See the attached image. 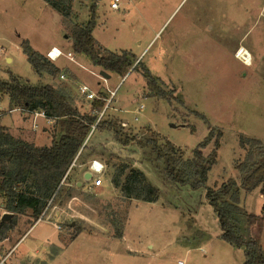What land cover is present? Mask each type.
Instances as JSON below:
<instances>
[{
	"label": "rangeland",
	"instance_id": "374dc122",
	"mask_svg": "<svg viewBox=\"0 0 264 264\" xmlns=\"http://www.w3.org/2000/svg\"><path fill=\"white\" fill-rule=\"evenodd\" d=\"M109 1L74 0L71 18L64 20L43 0H0V80L8 81L12 75L30 85L60 86L81 113L91 112L90 101L78 94L81 85L97 98L108 99L109 91H114L103 119L120 124L122 139L135 138L124 145L111 132L91 131L86 149L43 210L45 217L28 231L30 214L19 216L0 242V260L5 259L3 264H242L243 251L219 238L205 187L216 189L232 179L238 183L235 166L245 155L240 137L264 143V0H122L118 11L110 9ZM93 5L91 35L96 44L116 54L126 51L136 59L125 76L105 72L109 75L105 79L101 68L72 51V28L86 26ZM22 40L39 53L60 46L73 60L54 62L62 66L57 77L39 78L22 52ZM241 49L249 53L248 65L236 55ZM146 76L169 101L149 96ZM8 110V96L0 94V124L13 130L23 127L34 146H48L59 131L42 118L34 128L31 115L24 119L20 111ZM40 123L48 129L42 131ZM210 130L213 137L222 133L217 159L205 185L196 189L168 182L162 161L149 146H140L149 137L158 144L167 140L183 151L185 160ZM212 144L202 150L205 156ZM93 160L105 167L99 187L82 177ZM120 167L125 175L140 172L159 191L157 201L124 197L111 183ZM243 207L255 215L252 234L264 250V194L259 188L243 196ZM112 221L123 227L121 239L113 237Z\"/></svg>",
	"mask_w": 264,
	"mask_h": 264
},
{
	"label": "trees",
	"instance_id": "16d2710c",
	"mask_svg": "<svg viewBox=\"0 0 264 264\" xmlns=\"http://www.w3.org/2000/svg\"><path fill=\"white\" fill-rule=\"evenodd\" d=\"M64 20L72 15L74 0H43ZM94 8H90V17L86 26L74 25L71 31V48L75 54L84 55L94 67L104 72L125 76L136 59L122 51L119 54L99 47L91 35L94 27ZM23 54L39 77L43 75L57 77L59 68L45 55L35 51L27 40L20 42ZM149 96L165 98L167 94L150 77L146 76ZM0 94L7 95L9 110L19 109L23 113L43 112L59 129L52 134L48 146L37 147L21 139L14 138L8 129L0 125V198L5 212L12 214L9 221H0V242L17 224L19 216L30 214L31 226L38 220L48 202L57 194L60 183L75 158H79L87 145L84 142L91 131L111 132L118 142L127 145L135 138L122 139L120 124L112 119L98 120L105 105V98L90 101L91 112L81 113L73 97L62 88L49 84L30 85L27 81L10 76L8 81L0 80ZM105 113V112H104ZM93 128V130H92ZM218 132L213 137L208 135L197 144L192 157L183 159V151L165 140L158 144L149 137L140 142L141 147L149 146L156 158L164 165L165 179L178 185H190L196 189L203 187L207 174L216 163L219 140ZM213 141L210 153L205 156L202 150ZM239 147L245 152L244 158L235 166L239 174L238 183L228 180L218 188L205 187V198L217 219L219 238L243 251L242 264H264V250L251 236L250 227L255 215L247 213L243 207V196L257 188L264 194V143L247 137L239 138ZM125 168L116 169L111 177L115 188H120L122 195L137 201L153 203L159 197V191L145 182L140 172L131 170L125 175ZM124 180L122 181V178ZM245 223L244 229L241 228ZM113 237H123V227L112 221Z\"/></svg>",
	"mask_w": 264,
	"mask_h": 264
},
{
	"label": "built area",
	"instance_id": "2783aa9c",
	"mask_svg": "<svg viewBox=\"0 0 264 264\" xmlns=\"http://www.w3.org/2000/svg\"><path fill=\"white\" fill-rule=\"evenodd\" d=\"M121 1L122 0H110L109 1V7L110 9L112 10H115V11H118L119 10V7H120V4H121ZM46 58L48 60H50L51 62H55L57 59H59L61 56H65L67 57L69 60H73V57L70 53H66V54H63L59 49H57L56 47H52L50 48L46 54H45ZM60 78L62 79L63 76L60 75ZM78 91H79V94L80 96L82 97H85L86 100L88 101H92L94 99H97L96 95L91 92L87 86L85 85H81L79 88H78ZM110 93V98L108 99H105V105H104V108L103 110L99 113L98 115V120L103 116L104 112L107 110V108L109 107V104H110V101H111V98L114 94V91H109ZM142 108V107H141ZM2 113V112H0ZM26 114H29L33 117V127L35 128L36 127V124H34V119L36 117H43V119L46 120V123L47 124H50L52 125L53 124V121L47 119L43 112H32V113H26ZM93 130V128H92ZM76 160V158L73 160L71 166L69 167L68 171H70V169L73 167L74 165V161ZM104 165L102 163H100L99 161H96V160H93L91 161L90 165H89V169L85 172V173H89L90 174V179L87 180L89 182H91V186L92 187H99L102 185V175H103V172H104ZM67 171V172H68ZM83 180L86 181L83 177ZM0 209H3L2 206L0 205ZM5 211H2L0 213V220H1V217L4 215ZM59 229V228H57ZM5 261V259H2L0 260V264H3Z\"/></svg>",
	"mask_w": 264,
	"mask_h": 264
},
{
	"label": "crops",
	"instance_id": "0c3cea01",
	"mask_svg": "<svg viewBox=\"0 0 264 264\" xmlns=\"http://www.w3.org/2000/svg\"><path fill=\"white\" fill-rule=\"evenodd\" d=\"M54 47V46H53ZM58 47V48H57ZM56 48L57 49H59V47L60 46H57ZM60 50V49H59ZM61 51V50H60ZM46 52L47 51H45V52H43V53H41V54H43V55H45L46 54ZM62 52V51H61ZM63 54H66L65 52H62ZM63 58H66V59H68L67 57H65V56H61L59 59H57L56 61H55V63H57V62H59L60 64L62 63V59ZM138 60V59H137ZM60 64H56V66L59 68V70L62 68V66H60ZM78 94H79V91H78ZM80 95V94H79ZM7 96V95H6ZM8 105H9V99H8ZM11 111H20L19 109H13V110H8V112H11ZM3 113V112H2ZM20 113H21V116H23V118L24 119H26L27 118V116H29L28 114H25V113H22L21 111H20ZM32 117V116H31ZM38 118H42L43 119V117H36V119H34L35 120V124H36V127L35 128H38L39 126H38V123H39V121H36V120H38ZM45 120V119H44ZM45 122H46V120H45ZM47 124V123H46ZM1 125V124H0ZM2 126H4V125H2ZM40 126H42L41 127V130L43 131V130H47L48 128H47V126H44V124L43 123H40ZM4 127H6L7 129H8V132L10 133V135H12L14 138H18V139H21V140H23V141H25V142H28V143H31V144H34L33 142H32V140L31 139H27L26 138V132H25V130L26 129H24L23 127H18V128H16V129H11L10 127H7V126H4ZM47 128V129H46ZM10 130L12 131V132H14L15 133V135H14V133L12 134L11 132H10ZM31 132H35L33 129H31ZM45 133H47V131H45ZM44 146H47V145H44ZM86 173L84 172V173H82V177H84V175H85ZM0 200H1V202H2V199L0 198ZM2 207H3V204L1 203L0 204ZM45 211H47V210H45ZM45 215H46V212H43L42 214H41V216L38 218V220L32 225V226H30L29 227V229H28V231L34 226V225H36L37 223H40L41 221H42V219L45 217ZM27 231V232H28ZM27 232H25V234H24V236L26 235V233ZM250 234H251V236L253 237V234H252V228L250 227ZM23 236V237H24ZM22 237V238H23ZM254 238V237H253ZM17 245V244H16Z\"/></svg>",
	"mask_w": 264,
	"mask_h": 264
},
{
	"label": "water",
	"instance_id": "95a60500",
	"mask_svg": "<svg viewBox=\"0 0 264 264\" xmlns=\"http://www.w3.org/2000/svg\"><path fill=\"white\" fill-rule=\"evenodd\" d=\"M101 75H102V77H104L105 79L107 78H109V75L108 74H106L104 71H101V73H100ZM84 179L87 181V180H89L90 179V174L89 173H86L85 175H84ZM11 217H12V214H10V213H4V215L1 217V221H3V222H7V221H9L10 219H11Z\"/></svg>",
	"mask_w": 264,
	"mask_h": 264
},
{
	"label": "bare ground",
	"instance_id": "6f19581e",
	"mask_svg": "<svg viewBox=\"0 0 264 264\" xmlns=\"http://www.w3.org/2000/svg\"><path fill=\"white\" fill-rule=\"evenodd\" d=\"M241 61H243V63H245L246 65L249 64L250 61V56L249 53H247V51H245L244 49H241L237 54H236Z\"/></svg>",
	"mask_w": 264,
	"mask_h": 264
}]
</instances>
